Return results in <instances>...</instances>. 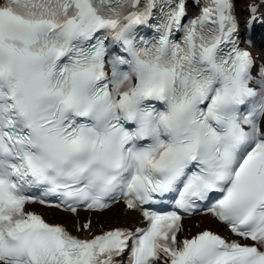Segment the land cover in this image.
<instances>
[{
    "label": "snow or ice",
    "instance_id": "snow-or-ice-1",
    "mask_svg": "<svg viewBox=\"0 0 264 264\" xmlns=\"http://www.w3.org/2000/svg\"><path fill=\"white\" fill-rule=\"evenodd\" d=\"M188 2L0 0V264H264V60L236 0ZM118 201L145 226L27 207ZM199 214L229 234L180 239Z\"/></svg>",
    "mask_w": 264,
    "mask_h": 264
},
{
    "label": "bare ground",
    "instance_id": "bare-ground-1",
    "mask_svg": "<svg viewBox=\"0 0 264 264\" xmlns=\"http://www.w3.org/2000/svg\"><path fill=\"white\" fill-rule=\"evenodd\" d=\"M42 209L47 217L48 216L53 217L59 221H62L65 226H67L69 229L73 230L74 232L76 231L75 228L73 227V224L74 223L78 224L80 221H83L86 218L88 220H91L95 225L94 231L101 227L106 228L114 224L132 226L138 222V214L135 210L126 209L119 204L113 205L110 209L102 213H84L81 211L79 215V220H77L75 217L71 216L70 214L57 212L52 210L51 208H42ZM183 222L185 226V232H183L182 234L184 235L191 234L194 231L202 228L203 226H209L215 228L221 226L212 217L205 215L186 218L184 219ZM197 225L199 227H197ZM78 234L82 236L88 235L87 232L78 233Z\"/></svg>",
    "mask_w": 264,
    "mask_h": 264
}]
</instances>
